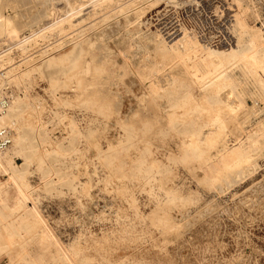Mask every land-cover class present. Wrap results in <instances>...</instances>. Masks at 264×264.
<instances>
[{"label": "rangeland", "instance_id": "1", "mask_svg": "<svg viewBox=\"0 0 264 264\" xmlns=\"http://www.w3.org/2000/svg\"><path fill=\"white\" fill-rule=\"evenodd\" d=\"M79 9L60 31L56 19ZM236 14L264 41L260 0H0V97H12L0 126L13 130L3 153L29 195L20 223L14 200L0 202V264H264V91L253 65L215 89L202 52L173 61L161 51L183 34L229 46L201 34L228 17L236 39ZM190 140L198 155L182 150ZM239 145L248 160L226 171ZM7 179L0 169V190Z\"/></svg>", "mask_w": 264, "mask_h": 264}, {"label": "bare ground", "instance_id": "2", "mask_svg": "<svg viewBox=\"0 0 264 264\" xmlns=\"http://www.w3.org/2000/svg\"><path fill=\"white\" fill-rule=\"evenodd\" d=\"M75 4H77V1H75ZM83 4H85V3H79V5H76V6L77 7H80V6L83 7L84 6ZM74 9H76V7H74ZM74 9H72V10H74ZM72 10L66 12L63 15V17L56 19L55 24L57 25V27H58V29L60 31H64L65 30L64 24H65V22L68 23L67 21H69V23L72 26V24H73L72 23V19H73L72 17L76 16V14H78L81 9L76 10V11H72ZM235 23H236L235 25H236V31H237L238 35H237V38L234 39L235 35H231L230 34V36L227 38V42H225V43L229 44V46H226V47H224V46L223 47H219L218 46L219 48L207 47V46H205L206 44L202 45V43H199L196 39L193 38V36H189L188 34H183V35L179 36L176 33L177 31L175 30V33L178 35V37L176 39H174L171 42H166V43H163L162 40L159 41V42H162L164 44L163 45L164 47L161 49V51L163 50L164 53H165V51L168 50L169 51L168 55H170V59L173 60V61H179V60L183 61V58L187 57L191 53L197 55L198 52H202V56L204 57L205 60H207L208 64L212 67L211 70L213 72V76H212V78H210L208 83H209V85H211L215 89H221V88L225 87V85L227 83L230 84L229 82H231L232 78H233V76L230 74L231 69H233V68H235L237 66L239 67L240 64H242V63H245V64L247 63L246 66L249 67L248 62H250V63H252L253 67L251 66L252 69H251V72H250V76H248V77H249V79H251L254 82V84L259 88L260 91H264V41H263V39H261V34H259L257 32L250 33V30L245 26L241 15L236 14ZM0 24H3V21H1V17H0ZM2 28H3V25H2ZM168 35H169V33H168ZM162 43H160V44H162ZM242 44L246 45L247 49L241 50L240 47H243ZM65 56L58 57V58L54 59L53 62H56V64L58 63L59 66H63L64 62L67 61V59H68V58L66 59ZM163 56H166V55L163 54ZM241 66H243V65H241ZM244 70H246V69L244 68ZM61 71L64 72V70H61ZM188 74L191 75L190 73H188ZM187 76H186V78H188ZM189 77H190V79L188 78V80H190V81L186 82V88H188L189 94L192 96V90H193V88H196L198 86V84H197L196 77H191V76H189ZM204 85L205 84H202L201 87L202 86L204 87ZM188 98H189V96H188ZM88 103H91V100ZM9 108H10V105L8 106L6 112L9 110ZM5 113L2 115L3 117H0V118H2V119H4V118L5 119H12V116H11V114L9 112H7L6 114ZM2 119H0V120H2ZM184 120L186 122H191V121L193 122V121L197 120V117L194 116V115H191V114H185ZM194 134H196V133L192 132V134H190V135H194ZM193 138L192 139L196 140V141L199 139L198 136L197 137L194 136ZM193 140L192 141L190 140V141L194 142ZM237 144H239V143H237ZM20 146H21V140L18 137V142H17V144L14 146V148L12 150L17 152V153H21ZM242 146L243 145H239V146L231 148V151H232L231 153H232V155L234 157V160H232V162H230V163L229 162L227 164L225 163V165L227 166V169H228L226 171L235 169L236 173H237V169L236 168L239 169L243 165V163L246 160H248L247 158L249 156H248V154L245 155L244 149L242 148ZM181 148L186 153H188L190 151H196V153L198 155L200 149H202L203 147L198 145V144L196 145V142L192 143L191 146H188L187 142L183 141ZM140 164H142V163H140ZM206 165L213 169L214 167L217 168V166L219 164L216 165L214 162H209V163L207 162ZM225 165H223V166H225ZM149 168H152V167H149ZM223 168H225V167H223ZM0 169H3V171L5 173H7V175H8V179H7L8 182L5 181L6 184H7L6 188L0 190V202L7 205L11 200H14V205L11 206L10 209H11L13 215L19 217V215H17V213L19 212V209H18L17 206L22 204L23 206H27L28 207L27 203L29 201V195H28V192H27V189H26V183L24 181L25 176H24L23 173L17 172V170L13 166L12 162L9 160L8 156L5 155V153H3V152H0ZM213 170H215V168ZM211 174H209V175H211ZM226 175H227V173H226ZM231 177H233V175H230V178ZM212 178H213V175H212V177L208 176L207 177V181H210V183H213ZM220 178H222V177H220ZM175 193L174 194L172 193V194L176 195ZM173 197H175V196H173ZM176 199L179 200L180 199L179 196H176ZM185 203H186V201H185ZM29 212L37 219V221L39 220V221L44 223V221H43L38 209L35 206L31 207L29 209ZM12 223H13V221L11 219H5V221L3 222V225L7 226V228L9 227L8 231L10 230L11 233H14L13 229L16 228V225L12 224ZM19 223H20V217H19ZM44 233H45L44 234V238H50L51 237V234H50L49 231L44 230ZM9 243H11V241H9Z\"/></svg>", "mask_w": 264, "mask_h": 264}, {"label": "built area", "instance_id": "3", "mask_svg": "<svg viewBox=\"0 0 264 264\" xmlns=\"http://www.w3.org/2000/svg\"><path fill=\"white\" fill-rule=\"evenodd\" d=\"M264 4V0H260ZM227 17L221 24H219L212 31L211 35H207L202 31L201 37L208 44L213 46H221L227 42L226 31L228 26L231 27V23ZM11 93L6 89V93L0 97V117L6 112L11 102ZM13 143V130L8 126H0V152H5Z\"/></svg>", "mask_w": 264, "mask_h": 264}]
</instances>
